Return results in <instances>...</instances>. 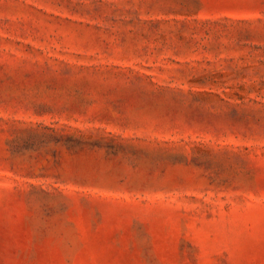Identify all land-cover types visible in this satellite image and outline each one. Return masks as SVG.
I'll return each mask as SVG.
<instances>
[{
  "label": "rangeland",
  "instance_id": "rangeland-1",
  "mask_svg": "<svg viewBox=\"0 0 264 264\" xmlns=\"http://www.w3.org/2000/svg\"><path fill=\"white\" fill-rule=\"evenodd\" d=\"M0 264H264V0H0Z\"/></svg>",
  "mask_w": 264,
  "mask_h": 264
}]
</instances>
